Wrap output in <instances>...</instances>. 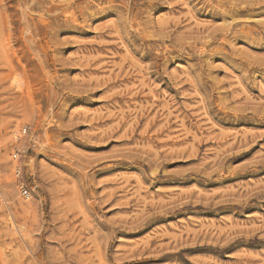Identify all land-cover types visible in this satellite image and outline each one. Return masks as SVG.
Wrapping results in <instances>:
<instances>
[{
  "label": "rangeland",
  "instance_id": "1",
  "mask_svg": "<svg viewBox=\"0 0 264 264\" xmlns=\"http://www.w3.org/2000/svg\"><path fill=\"white\" fill-rule=\"evenodd\" d=\"M0 264H264V0H0Z\"/></svg>",
  "mask_w": 264,
  "mask_h": 264
},
{
  "label": "built area",
  "instance_id": "2",
  "mask_svg": "<svg viewBox=\"0 0 264 264\" xmlns=\"http://www.w3.org/2000/svg\"><path fill=\"white\" fill-rule=\"evenodd\" d=\"M27 130H28L27 127H23L20 130L19 134L14 136V140L17 141L22 136H24L26 134ZM22 155H23L22 147H20L19 145H16L13 148L10 157H11V160L18 162L19 159L22 157ZM15 177H16V180H15L14 184H15V189L17 190L19 197L24 201L31 199L32 196L34 195L35 189L37 187L34 184V182L28 183L23 178L22 169H21L20 165H18V164H17V169L15 171Z\"/></svg>",
  "mask_w": 264,
  "mask_h": 264
},
{
  "label": "bare ground",
  "instance_id": "3",
  "mask_svg": "<svg viewBox=\"0 0 264 264\" xmlns=\"http://www.w3.org/2000/svg\"><path fill=\"white\" fill-rule=\"evenodd\" d=\"M19 83H18L17 80H15V78L11 79V82H10V84L13 86V89L14 90H17V91L20 89ZM11 85H10V87H11ZM16 135H14V136H16ZM15 163H16V161H13L10 166H14ZM16 169H17V166H15V170H13L14 176H15ZM14 182H15L14 180L13 181L11 180L7 184L8 185H11ZM4 198H5V195H4ZM3 204L5 205L6 210L8 211V227H9V229L12 232L13 231L17 232L19 228L16 225V220H18L19 217H24V216L28 215L29 213H31V210H32V207L31 206H32V204L31 203H25V202H22L21 201V203H19V205H17V206L14 205V206H12V208H9L8 207V203L5 200H4V203Z\"/></svg>",
  "mask_w": 264,
  "mask_h": 264
}]
</instances>
